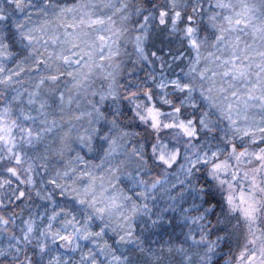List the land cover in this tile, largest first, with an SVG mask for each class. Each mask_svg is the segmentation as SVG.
<instances>
[{"label":"snow or ice","instance_id":"1","mask_svg":"<svg viewBox=\"0 0 264 264\" xmlns=\"http://www.w3.org/2000/svg\"><path fill=\"white\" fill-rule=\"evenodd\" d=\"M0 264H264V0H0Z\"/></svg>","mask_w":264,"mask_h":264},{"label":"rangeland","instance_id":"2","mask_svg":"<svg viewBox=\"0 0 264 264\" xmlns=\"http://www.w3.org/2000/svg\"><path fill=\"white\" fill-rule=\"evenodd\" d=\"M69 3L72 2V0H68ZM142 74L141 72L139 73V75ZM173 171H175V169H173ZM172 181L175 182V179L172 178ZM165 188H167L168 186L165 185L164 186ZM158 196L160 197V204L161 205H165V201H167V196H168V193L161 190L158 192ZM186 206V205H185ZM186 230V229H185ZM153 232H155L156 234L155 235H152L151 238H150V241L149 242H156V243H167L169 242V232L172 234V239L173 241L176 240V237L177 235L179 234L180 232V228L179 227H176L172 230H168V231H165V230H152ZM153 246H155V244H153ZM226 247L224 249H222V251H225L226 250Z\"/></svg>","mask_w":264,"mask_h":264},{"label":"trees","instance_id":"3","mask_svg":"<svg viewBox=\"0 0 264 264\" xmlns=\"http://www.w3.org/2000/svg\"><path fill=\"white\" fill-rule=\"evenodd\" d=\"M141 73H142V74H140V75H143V72H141ZM136 130H137V131H141V128L137 127Z\"/></svg>","mask_w":264,"mask_h":264}]
</instances>
